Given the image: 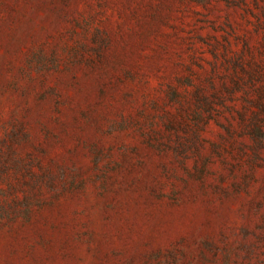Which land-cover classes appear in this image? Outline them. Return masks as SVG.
<instances>
[{
	"label": "rangeland",
	"instance_id": "1",
	"mask_svg": "<svg viewBox=\"0 0 264 264\" xmlns=\"http://www.w3.org/2000/svg\"><path fill=\"white\" fill-rule=\"evenodd\" d=\"M0 264H264V0H0Z\"/></svg>",
	"mask_w": 264,
	"mask_h": 264
}]
</instances>
